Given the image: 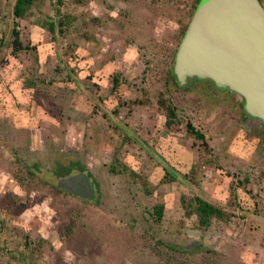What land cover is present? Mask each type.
Wrapping results in <instances>:
<instances>
[{
  "label": "rangeland",
  "instance_id": "374dc122",
  "mask_svg": "<svg viewBox=\"0 0 264 264\" xmlns=\"http://www.w3.org/2000/svg\"><path fill=\"white\" fill-rule=\"evenodd\" d=\"M198 1L0 0V264H264V126L173 76ZM85 167L98 203L57 185Z\"/></svg>",
  "mask_w": 264,
  "mask_h": 264
},
{
  "label": "water",
  "instance_id": "95a60500",
  "mask_svg": "<svg viewBox=\"0 0 264 264\" xmlns=\"http://www.w3.org/2000/svg\"><path fill=\"white\" fill-rule=\"evenodd\" d=\"M179 85L210 79L245 100L250 117L264 123V6L259 0H201L175 56ZM69 194L94 200L86 174L59 181Z\"/></svg>",
  "mask_w": 264,
  "mask_h": 264
},
{
  "label": "trees",
  "instance_id": "16d2710c",
  "mask_svg": "<svg viewBox=\"0 0 264 264\" xmlns=\"http://www.w3.org/2000/svg\"><path fill=\"white\" fill-rule=\"evenodd\" d=\"M75 2H80V0H75ZM198 2H200V0ZM35 3H36V0H16V2L14 4V8H13V13H14L15 18L24 19L29 14L30 10L32 9V7L34 6ZM17 26L18 25L16 24L13 31H12V34L14 37L13 44H12L13 45L12 55L15 58H17L18 51L25 50L24 49V43L21 39V34L16 29ZM49 28H50L51 32H53L55 30L54 24H50ZM26 49H28V48H26ZM173 76H175L174 72H173ZM118 79L119 78L114 79V87L115 88L118 87V84H119ZM193 79H197V78H192V80ZM197 80H204V79H197ZM33 83H34V86H36L35 85L36 83L34 81H33ZM177 84L179 85L178 82H177ZM159 103H160V106L163 109V111H165V113H166V117H167L166 125L168 127H171L172 124H174L178 118L176 111L174 108L168 106L166 101L160 100ZM187 132H188V134L194 135L199 140H202V141L205 140L204 134L201 133L200 131L195 130L191 124L187 125ZM113 172H115V170ZM64 174H66V173H64ZM30 175L32 177L35 176V171L30 170ZM59 178H61V177H59ZM62 179H64V178H61L60 180H62ZM60 180H58V183ZM58 183H57V185H58ZM57 188H58V186H57ZM193 203L189 204L188 208L191 209L189 211L197 214L200 217V219H199L200 224L205 225L206 220H207V216L215 213L214 207L210 203L202 200L201 198H196ZM163 212H164V207H162V206L156 207L155 211H154V215L157 216L158 220H161L164 216Z\"/></svg>",
  "mask_w": 264,
  "mask_h": 264
},
{
  "label": "flooded vegetation",
  "instance_id": "af4514ba",
  "mask_svg": "<svg viewBox=\"0 0 264 264\" xmlns=\"http://www.w3.org/2000/svg\"><path fill=\"white\" fill-rule=\"evenodd\" d=\"M195 80H197V79H189L188 80V82H187V84H189V83H193ZM199 81H203V82H205V81H209L210 83H212V84H214V82L213 81H211L210 79H208V80H199ZM215 85V84H214ZM216 86V85H215ZM216 87H218V86H216ZM221 90H226V91H228V92H232L231 90H229L228 88H221ZM232 93H234V92H232ZM250 118H252V119H257V118H253V117H250L248 114H247V112H246V110H244V117H243V119H245V121H247V120H249ZM257 120H259V119H257ZM262 122V121H261ZM262 125L264 126V123L262 122ZM264 134V130L263 131H261V132H258V135H260V139H262V135ZM87 168L85 167L83 170H79V171H77L76 173L75 172H71V173H66L65 175H61V176H64V177H61V178H64V179H68V178H70L71 176H74V175H78V174H86L87 173ZM61 178H59V180L61 179ZM70 195V194H69ZM97 195V196H96ZM96 199H94L93 201H91L90 200V202H95L96 201V203H98V195H99V192L97 191V193H96ZM74 197H76V198H79V197H77V196H74ZM80 199V198H79ZM84 200V199H83ZM87 201H89V200H87Z\"/></svg>",
  "mask_w": 264,
  "mask_h": 264
},
{
  "label": "clouds",
  "instance_id": "9594fccd",
  "mask_svg": "<svg viewBox=\"0 0 264 264\" xmlns=\"http://www.w3.org/2000/svg\"><path fill=\"white\" fill-rule=\"evenodd\" d=\"M176 56V55H175ZM174 61H175V58H174ZM173 66H174V63H173ZM176 80H177V78H176ZM178 82V81H177ZM181 86V85H180Z\"/></svg>",
  "mask_w": 264,
  "mask_h": 264
},
{
  "label": "crops",
  "instance_id": "0c3cea01",
  "mask_svg": "<svg viewBox=\"0 0 264 264\" xmlns=\"http://www.w3.org/2000/svg\"><path fill=\"white\" fill-rule=\"evenodd\" d=\"M79 115V114H78Z\"/></svg>",
  "mask_w": 264,
  "mask_h": 264
}]
</instances>
